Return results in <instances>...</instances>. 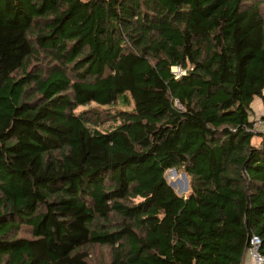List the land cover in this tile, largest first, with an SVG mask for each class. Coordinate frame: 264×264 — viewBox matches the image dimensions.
I'll return each mask as SVG.
<instances>
[{
  "label": "trees",
  "instance_id": "trees-1",
  "mask_svg": "<svg viewBox=\"0 0 264 264\" xmlns=\"http://www.w3.org/2000/svg\"><path fill=\"white\" fill-rule=\"evenodd\" d=\"M263 6L0 0V264L264 254Z\"/></svg>",
  "mask_w": 264,
  "mask_h": 264
},
{
  "label": "built area",
  "instance_id": "built-area-1",
  "mask_svg": "<svg viewBox=\"0 0 264 264\" xmlns=\"http://www.w3.org/2000/svg\"><path fill=\"white\" fill-rule=\"evenodd\" d=\"M173 72L178 75L182 71L180 70L179 72ZM262 96L264 98V89L262 91ZM251 121L252 124L249 126L248 130L252 132H264V110L262 113L254 116ZM242 264H264V254L261 252V238L259 235L251 234L248 237Z\"/></svg>",
  "mask_w": 264,
  "mask_h": 264
},
{
  "label": "rangeland",
  "instance_id": "rangeland-1",
  "mask_svg": "<svg viewBox=\"0 0 264 264\" xmlns=\"http://www.w3.org/2000/svg\"><path fill=\"white\" fill-rule=\"evenodd\" d=\"M264 7V6H263ZM172 70L175 72H179L180 69L177 67H172ZM94 104H91L89 106H83L78 107L77 110H80L82 108H87L90 106H93ZM113 125V122L107 119H104L103 122L99 125V128L104 130L106 128H110ZM258 138H254L253 142H257ZM185 176V177H184ZM165 177L167 178V181L169 184L174 188V190L181 195H186L188 193V177L182 172L181 170H175V169H169L165 172ZM27 229L23 227L19 234H27ZM97 253V250L94 249L92 251V256L94 257Z\"/></svg>",
  "mask_w": 264,
  "mask_h": 264
},
{
  "label": "crops",
  "instance_id": "crops-1",
  "mask_svg": "<svg viewBox=\"0 0 264 264\" xmlns=\"http://www.w3.org/2000/svg\"><path fill=\"white\" fill-rule=\"evenodd\" d=\"M252 107H253V115L250 117V119H252L257 114L262 113V111L264 110V103L262 102V99L261 98L255 99V101L252 104Z\"/></svg>",
  "mask_w": 264,
  "mask_h": 264
},
{
  "label": "water",
  "instance_id": "water-1",
  "mask_svg": "<svg viewBox=\"0 0 264 264\" xmlns=\"http://www.w3.org/2000/svg\"><path fill=\"white\" fill-rule=\"evenodd\" d=\"M185 177V176H184ZM245 248H246V244H245Z\"/></svg>",
  "mask_w": 264,
  "mask_h": 264
}]
</instances>
